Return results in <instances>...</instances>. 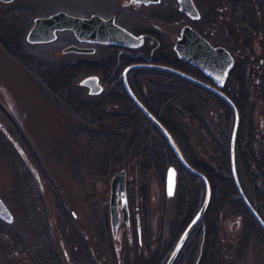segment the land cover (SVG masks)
<instances>
[{"label": "rangeland", "instance_id": "1", "mask_svg": "<svg viewBox=\"0 0 264 264\" xmlns=\"http://www.w3.org/2000/svg\"><path fill=\"white\" fill-rule=\"evenodd\" d=\"M195 1L205 17L215 20L221 6L231 5L229 0ZM261 1L264 8V0ZM106 3L107 0L0 1V30L9 33L10 47L23 59L0 42V196L14 215L12 222L0 218V264H146L155 245L159 249L161 242L171 240L175 194L167 195L165 182L155 170L141 168L140 156L127 153L125 142L115 148L114 143L91 134L90 130L108 134L110 120L104 119L102 125H88L68 101H91L100 106L99 110L110 112L137 109L127 110L111 101L112 88L100 95L91 94L89 87L81 84L85 76L101 73L98 68L74 77L63 96L48 84L50 72L63 63L75 64L83 59L100 62L112 49L99 45L95 54L63 52L62 46L72 40L68 34L66 40L56 43L27 40L37 14L57 6L72 11L87 6L101 9ZM150 9L148 12L155 19L143 18L137 29L156 33V39L147 40L145 45L151 43L157 56L173 50L176 35L187 18L175 11V20L170 22L168 8L154 5ZM225 13L229 17L221 29V40L234 47L238 61L243 62L249 92L247 115L255 123V148L264 162V10L263 16L259 15L262 24L253 19V28L240 23L230 9ZM259 16L255 14L256 18ZM150 78L154 87L159 82L163 91L172 86L180 92L178 99L184 100L185 109L183 116H174L175 123L190 150L199 159L219 167L218 146L230 147L233 110L180 78L155 71H151ZM139 118L153 143H159L168 155L153 126L141 113ZM121 169L127 172V198L134 228L131 236L124 226L115 236L111 225L112 178ZM244 181L249 195H253L251 185ZM259 185L264 191V182ZM235 205L228 202L222 207L219 236L208 264H264V234ZM194 238L196 235L190 241ZM177 243H171L158 264H166ZM198 245L202 251V243Z\"/></svg>", "mask_w": 264, "mask_h": 264}, {"label": "trees", "instance_id": "2", "mask_svg": "<svg viewBox=\"0 0 264 264\" xmlns=\"http://www.w3.org/2000/svg\"><path fill=\"white\" fill-rule=\"evenodd\" d=\"M9 41H11L9 33L0 30V42L7 49L11 48L10 51L13 54H18L17 51L10 47ZM117 52L118 51L106 58L104 64L100 66L101 68L98 66H90L86 59L75 64L63 63L56 71L50 72L48 84L52 90L63 96V93H65L68 86H70L71 80L81 73L92 70L91 68H98L104 71L105 75L108 77H110L112 72L116 69V75H118L130 60L125 59L123 61V59L118 58ZM18 56L21 58V54H18ZM152 60L177 67L195 75V72L190 69L188 62L178 58L175 52H161L153 57ZM151 71H155L160 75H167V77L170 78H180L182 82L211 96L224 108L230 111H232V109L219 95L212 93L196 83L181 78L177 74L159 69L144 68L133 69L130 73L129 82L133 90L140 96L148 108L169 128L182 152L191 164L203 171L211 182L212 197L206 213L198 223L199 226H196L191 233L175 262V264H196L199 254H201L199 264H208V260L217 244L219 236L218 218L222 211V207L226 203L233 202L241 207L242 210L251 217L254 224L258 226L263 234L264 229L260 226L243 199L239 196L238 188L231 176L230 147L224 148L223 146H218L219 167H215L199 159L188 147L182 130L174 121V116H183L185 109L184 100L182 98L180 100L178 99L180 97V92L172 86L166 87V91H163L161 90L162 88L159 82L155 83L156 87H154V81L150 78ZM148 86L149 91L146 90ZM223 89L236 102L241 114V124L236 146L239 176L248 195L249 193L248 189L245 187L244 179L251 185L253 195H249V198L264 218V191L260 189L259 185L260 182H264V162L259 157L255 148V123L252 118H248L247 115L249 92L244 79V68L242 66L233 68ZM64 97L69 98L68 95ZM109 98L117 104H122L127 110L136 108L137 112H132L131 110H128L129 112L99 110L100 106H98L97 103H91V101H82L78 103L74 101L68 102L70 107L76 110L88 125H102L104 119L110 120L112 125L107 129L108 134L101 135L102 132L99 130H90L92 132L91 134L96 138H104L106 142L114 143L113 145L115 148L121 146L119 143L125 142L127 153H134L140 156L141 168L145 171L149 169L155 170L163 182L166 180L168 167L171 164L178 165L177 189L175 193L177 199L176 216L171 226V240L169 242H161L159 249L157 248L158 253H160L158 254L159 260L162 258L160 257L162 253L164 255L169 247H171V243L178 242L188 223L198 212L205 198L206 187L201 177L190 172L180 162L161 131L139 110L122 83L112 87V93L109 94ZM140 113L162 138L168 155L163 151L159 143H153L147 127L144 125L143 121L140 122V120H142L139 118ZM113 123L117 124L119 127L114 128L115 125H113ZM193 235H196V238L190 241ZM199 242L202 243V251H200Z\"/></svg>", "mask_w": 264, "mask_h": 264}, {"label": "water", "instance_id": "3", "mask_svg": "<svg viewBox=\"0 0 264 264\" xmlns=\"http://www.w3.org/2000/svg\"><path fill=\"white\" fill-rule=\"evenodd\" d=\"M3 1L9 2L11 0ZM137 1L139 3H151L159 2L160 0ZM178 1L180 4V9L185 11L191 17L197 18L200 16V12L194 0ZM59 29L74 30L75 34L80 40H92L114 44L118 43L128 46H141L144 43L143 34L139 35L138 37L135 36L132 32L117 24L114 21L113 17L106 19L99 14H93L91 17H84L68 13L65 10H60L49 16H38L35 19V24L28 32L27 39L30 42L50 41L56 37V31ZM91 49L92 48L71 44L65 48V51H90ZM175 50L179 58L189 61L194 66L203 69L208 75L214 78L215 83L211 84L174 66L153 61L132 63L126 66L123 71V84L129 96L135 102L137 107L141 109V111L150 119V121L156 127H158L180 162L190 172L201 177L206 187V194L201 207L194 215L192 220L188 223L166 264L175 263L193 229L204 217L211 201L212 187L208 176L203 171L193 166L191 162L186 158L169 128L148 108V106L133 90L128 80V72L133 68L141 67L159 69L180 75L181 77L186 78L202 87L214 91L231 106L234 112V125L230 141V163L232 171L231 176L233 177L238 188L239 196L243 199L257 222L264 229V218L247 195L238 172L236 146L238 132L241 124L240 110L236 102L225 91L221 89L225 85L226 79L229 75V71L233 67L234 58L231 52L226 47H214L190 24H186L183 26L181 35L176 40ZM81 84L89 87V92L91 94H99L104 90V85L100 82V77L96 73L85 76L81 80ZM177 176L178 170L176 166L173 164L170 165L167 170L165 181L166 193L169 196H173L176 192ZM110 211L112 230L115 235L118 231L122 219L126 221H128L129 219V206L127 198V172L125 169H121L116 172L112 178ZM0 218L7 222H12L14 220L12 211L1 196ZM200 256L201 254H199V258L196 264H199Z\"/></svg>", "mask_w": 264, "mask_h": 264}, {"label": "flooded vegetation", "instance_id": "4", "mask_svg": "<svg viewBox=\"0 0 264 264\" xmlns=\"http://www.w3.org/2000/svg\"><path fill=\"white\" fill-rule=\"evenodd\" d=\"M0 1L5 2L3 0H0ZM14 1L15 0H11V1H9V3H13ZM194 2H195L196 6L200 12V16L197 18H193L189 14H187L185 11L181 10L178 0H167V1L166 0H160L159 2H151V3H145V2L139 3L137 0H107V3L105 4V6L101 9H94V8H90L87 6L86 8L81 9V10L72 11V10H68L67 8H65L63 6H57V7H54L53 9H51L49 11H45L46 13L37 14L36 16L33 17V24L31 26V28L35 24V19L38 16H49V15L56 13L60 10H65L68 13L78 15V16H84V17H91L93 14H99L106 19L113 17L114 21L117 24H119L122 27L129 30L135 36L138 37L141 34L144 35V43L141 46H128L125 44H118V43L114 44V43H104V42L92 41V40H80L77 37V35L75 34L74 30H72V29H59V30H57L56 31V37L53 40L42 41V42H31V43L49 44V43H53V42L54 43L61 42L63 40H66L65 37L68 34L72 37V40L68 41L69 44H67L66 46H62L61 50L63 52H71V51H65V48L71 44H76V45L81 46V47L92 48L90 51L72 50L76 54H82V53H88V54L93 53V54H95L98 51L99 45H105V46L107 45L110 47V49H112V52L110 53L109 56H112L116 51H118L117 52L118 58L123 59V61L125 59L130 60V62L126 66H128L132 63H137V62L153 61L152 59H153V57H155V55H154L155 47L152 46L151 43L148 44L149 47L145 44H147L146 43L147 40L156 39V33L152 29H147L146 31L138 30L137 26L141 24V20L143 18L149 19L151 21L153 19H155V15L152 13L150 14L148 12V10H151L150 8L154 5H160L162 8H165V9L168 8V13L170 15V22H171V19L175 20V16H176L175 11H178V12L182 13L187 18V21L184 25L190 24L196 31H198V33L202 37L207 39L214 47L224 46L231 52V54L234 58V64H233V67L231 68V70L229 71V75H230L231 71L233 70V68L236 66H242L244 68V65L242 64L243 62L238 61V56L235 53L236 49L234 47L232 48L229 44L224 43L223 40H221V38L222 39L224 38V37H222L223 32L221 31V29H223V27L225 25V23H224L225 19L227 20L229 17V15H227L225 13V10L230 9L231 13H233V15L238 17L240 23H242L243 25H245L248 28H253V22H254L253 19L258 20V22L260 24H262V20H260L261 19L260 16L263 14L262 10H264L263 5L261 4L262 1L261 0H256V1L255 0H250V1L249 0H229V3L231 4L229 8L228 7L224 8V6L220 7L219 11L221 13H220V15L218 14V17H217L218 20L213 19V17L212 18L205 17L203 11L200 9V7L198 6V4L196 3L195 0H194ZM33 3L35 4L34 1L31 2V4H33ZM255 14H257V16L260 15L258 17L259 19L255 17ZM183 26L181 27L179 33L176 35L175 41L173 43V50L166 51V52H175V54L177 55V52L175 50V43H176L177 38L181 35V31H182ZM27 35H28V33H27ZM109 56H107L106 58H108ZM104 60H105V58H102V60L100 62L99 61L95 62V61H91V60H87V61L89 62L90 66L97 67V65L101 66L102 64H104ZM79 61H81V60H79ZM153 62H155V61H153ZM186 62H188L190 69L195 72L196 77L203 79V80H205L211 84L215 83L214 78L212 76L208 75L203 69L194 66L189 61H186ZM120 63H122V62H120ZM126 66H124L123 70L118 75H116V69H115L112 72V74L110 75V77L106 76L104 71H102L101 73L95 72L96 74L99 75L100 82L104 85V90L107 89L108 87L112 88L114 85L119 84V83L123 84V71H124ZM136 68L138 69L141 67H136ZM136 68H133V69H136ZM133 69H131L128 72V80L130 77V73ZM144 69H152V68H144ZM229 75L226 79V82L229 78ZM181 78H183V77H181ZM184 79H186V78H184ZM226 82H225V84H226ZM123 86H124V84H123ZM224 86L221 88L223 91H224V89H223ZM207 90H209V89H207ZM209 91H211V90H209ZM211 92L215 93L214 91H211ZM102 93H99V95ZM139 110L141 111V109H139ZM123 226H124V228H126V231L128 232V234L130 236L134 233V228H133L131 218H130V210H129L128 221L122 219V221L119 225L117 234L119 232V229ZM170 250H171V248H170ZM150 258H151L150 262H147L146 264H158L157 263L158 262L157 245H155L154 254Z\"/></svg>", "mask_w": 264, "mask_h": 264}, {"label": "snow or ice", "instance_id": "5", "mask_svg": "<svg viewBox=\"0 0 264 264\" xmlns=\"http://www.w3.org/2000/svg\"><path fill=\"white\" fill-rule=\"evenodd\" d=\"M171 194V193H170Z\"/></svg>", "mask_w": 264, "mask_h": 264}]
</instances>
